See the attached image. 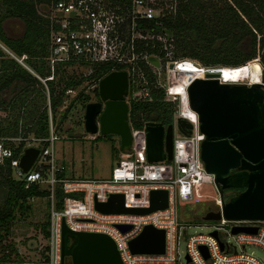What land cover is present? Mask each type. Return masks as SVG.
I'll list each match as a JSON object with an SVG mask.
<instances>
[{
    "label": "built area",
    "instance_id": "2783aa9c",
    "mask_svg": "<svg viewBox=\"0 0 264 264\" xmlns=\"http://www.w3.org/2000/svg\"><path fill=\"white\" fill-rule=\"evenodd\" d=\"M47 7L46 15L52 23L46 56L50 72L44 76L36 73L24 61L26 54L11 55L31 70L48 88L46 82L54 78L59 65H89L92 72L93 65L102 62L124 63L127 64L126 67L119 69L127 70L131 82L129 71L136 66L138 60H144L150 65L147 56L160 54L158 57L165 61V64H162V61L160 64L162 71L166 72L168 77L167 84L163 86L165 99L174 105L172 157L153 161L147 159L146 122L149 119H144L141 124L134 126L128 110L130 147L119 148L120 157L112 166L110 176H66L54 151V141L59 136L52 125L48 98L47 136L28 139L20 146L21 140H24L22 134L10 135L0 131V166L7 165L14 178L24 181L25 187L34 183L38 184L40 189L47 190L44 195L47 198V233L44 235L42 253L37 257H24L13 263L62 264L61 227L64 222L74 230L101 231L109 234L120 250L121 264H184L186 261L177 262L176 250L183 233L187 235L186 254L190 258L187 264H264L252 250L246 249L248 245H255L264 251V220L226 219L222 215V204L226 199L224 193H219L214 210H220L219 219L229 223L228 233L231 234L232 240L222 238L218 226L206 233H187L183 229L185 225L178 221V200L191 201L200 198L206 184L212 183L216 186L213 174L206 171L200 158L202 133L199 130L198 114L190 105L187 88L194 78H206L209 73L220 72L222 66L204 65L189 57L174 58L167 50L172 37H169L163 28L161 20L157 19L164 12H156V0H131L129 4L112 0H51ZM151 19H155L157 29L146 22ZM154 40L162 43L163 54L160 50L149 51L147 47L137 50V44L140 42L145 45L151 43L149 48L152 49ZM91 72L84 77L93 78V84L80 83L76 87L66 89L70 100L80 90L89 94V87H98L101 77L90 76ZM152 72L158 85L157 73L160 70L153 69ZM221 73L219 79L226 81L222 79ZM130 94V98L137 100L152 99L148 81L139 85L137 90L129 91L127 96ZM178 117H183L192 124L189 133L187 127L178 126ZM99 134L98 130L96 133H89V136L95 138ZM27 146H36L39 152L30 168L23 171L19 161ZM153 188L167 189L168 203L165 207L145 213L102 211L96 207V202L107 201L113 192L124 194L126 206L146 207L150 205V192ZM58 191L61 192L60 196L57 195ZM148 223L165 229L164 252L132 253L128 245L129 240L139 234ZM122 224L130 226L122 229ZM233 225L256 226V230H240L233 233ZM214 229L216 235L212 233ZM200 245L205 246V251Z\"/></svg>",
    "mask_w": 264,
    "mask_h": 264
},
{
    "label": "water",
    "instance_id": "95a60500",
    "mask_svg": "<svg viewBox=\"0 0 264 264\" xmlns=\"http://www.w3.org/2000/svg\"><path fill=\"white\" fill-rule=\"evenodd\" d=\"M220 72L209 73L206 78H194L188 85L191 107L198 114L200 158L207 172L222 195L228 188H240L231 193L222 204L226 219L264 220V68L261 80L254 82L221 81ZM128 72L112 69L98 81V100H90L84 106V128L89 133L115 132L119 135V148L127 149L131 143L128 122L129 103ZM178 126L188 128L192 124L178 117ZM172 122L164 125L146 122V153L150 161L172 157ZM39 148L27 146L20 156L19 165L27 171L37 157ZM168 191L153 188L150 205L126 206L124 194L113 192L105 202H96L102 211H130L145 213L165 207ZM220 210L210 209L201 218L219 219ZM129 224H122L127 229ZM255 231L256 226L233 225L231 232ZM217 234L216 229L212 231ZM132 253H162L165 250V229L152 223L144 225L129 240ZM222 246V244H221ZM205 251V246H199ZM207 255V254H205ZM70 256L71 264H121L122 258L114 239L101 231H81L61 227V259ZM189 261L188 254L185 255ZM0 264H17L13 262Z\"/></svg>",
    "mask_w": 264,
    "mask_h": 264
},
{
    "label": "trees",
    "instance_id": "16d2710c",
    "mask_svg": "<svg viewBox=\"0 0 264 264\" xmlns=\"http://www.w3.org/2000/svg\"><path fill=\"white\" fill-rule=\"evenodd\" d=\"M112 1L129 4L131 0ZM50 2L51 0H0V109L21 106L25 96L35 95L28 113L26 109L24 114L13 115L7 125L0 124L3 134L21 133L26 136L32 132L37 137H45L49 133L47 102L40 89L43 88V82L11 53L17 56L26 54L24 61L42 76L50 72L46 56L52 23L38 8L40 4L48 5ZM8 17H16L23 22L24 27L20 35L12 37L5 32L3 21ZM157 19L161 20L163 28L176 43L178 49L174 51V58L189 57L204 65L240 69L251 65L258 57L264 65V0H176L174 9L168 13L164 10V14ZM146 22H149V26L158 28L154 24L155 19ZM153 42L152 49L149 48L151 43L145 45L140 42L137 44V50L147 47L149 51L160 50L163 54L162 43L158 40ZM126 65L112 62L95 64L90 76L102 77L108 71L124 68ZM61 66L59 65L57 70ZM136 66L147 77L152 99H129V118L132 125L137 126L144 119L164 125L172 122L174 105L165 99L164 88L156 85L155 75L144 60H138ZM84 78L67 77L58 93H54V80H47V84H50L48 93L51 110L54 111L63 104L62 94L67 88L76 87ZM95 89V95L98 97L97 86ZM79 97L84 105L90 99L88 93L80 90L71 100ZM25 106L24 109L27 107ZM66 109L65 107L63 112ZM27 114L29 119L21 126L20 120H26ZM22 143L23 140L20 146ZM1 188L4 189L5 196L0 200V237L9 233V226L16 217V211L29 207V197L44 196L47 193V190L40 189L38 184L33 183L25 187L24 181L14 178L7 165L0 166ZM57 195L60 196L61 192L58 191ZM42 225L46 235L47 218ZM5 255L8 256V252L0 255V263L11 262ZM64 261L65 264H71L70 256H66Z\"/></svg>",
    "mask_w": 264,
    "mask_h": 264
},
{
    "label": "rangeland",
    "instance_id": "374dc122",
    "mask_svg": "<svg viewBox=\"0 0 264 264\" xmlns=\"http://www.w3.org/2000/svg\"><path fill=\"white\" fill-rule=\"evenodd\" d=\"M161 2V3H160ZM176 0H156V12L167 13L174 9ZM39 10L42 14L46 15L47 5L40 4ZM3 27L5 32L9 36H18L23 30V22L16 17L6 18L3 21ZM177 46L174 40L167 46V50L173 55ZM158 56L160 54H157ZM158 56H147L150 68L154 70H160L158 75V85L165 86L168 82L166 72L162 71V64H165ZM174 56V55H173ZM151 58V59H150ZM16 59V58H15ZM165 59V58H164ZM257 59V58H256ZM17 60V59H16ZM22 64V63H21ZM28 65V64H27ZM29 66V65H28ZM264 65L261 64L259 58L252 62L250 65L251 77L249 81L261 80V71ZM91 66L81 64H69L61 66L53 80H54V93L63 87L67 77L80 78L81 76H88L91 72ZM152 69V70H153ZM229 75V81H237L239 79H245V68L240 69H225ZM129 82V91L137 90L138 86L147 82V77L142 74V71L135 66L131 69ZM249 68L247 72L248 77ZM133 77V78H132ZM157 77V76H156ZM93 78H85L82 84H93ZM130 80V79H129ZM244 81V82H249ZM133 83V84H132ZM47 84V82H46ZM48 88L43 82V88L41 92L46 102L49 98L50 84ZM96 86L89 87L90 100H98L95 95ZM98 88V87H97ZM49 90V91H48ZM128 91V92H129ZM63 103L57 107L52 113V125L55 132L58 134V138L54 141V151L58 161L62 164L64 173L66 176H86L105 178L110 176L111 168L120 157L119 135L115 132H108L100 134L95 138L89 136L84 128V103L79 97L78 99L70 100L69 94L65 91L63 94ZM131 94L126 96V100L129 103ZM35 95H28L24 97V102L20 105L10 107L8 109H0V124L7 125L11 121L13 115L20 113L24 114L27 109V113L30 110L32 100ZM86 103V102H85ZM27 107H26V106ZM26 107L25 109L23 107ZM65 112H63V110ZM28 115V114H27ZM29 119V115L26 120H20V125L24 124V121ZM21 128V127H20ZM21 130V129H20ZM23 130V128H22ZM21 132V131H20ZM21 135L18 133L17 135ZM24 143L28 139H37L32 132L27 133L23 138ZM17 142V140H16ZM37 142V141H36ZM229 189V188H228ZM228 194L224 192V197L228 198ZM4 189H0V200L4 198ZM219 198V192L215 185L206 184L202 190V196L200 198H194L191 201H177L178 221L184 224L185 231L187 233L196 232H209L215 226H218L219 235L227 240H232L231 234L228 233L230 227L228 222H223L220 219H203L201 216L208 210L215 208L216 201ZM225 199V200H226ZM28 208L25 210L18 209L16 211V217L9 226V233L0 237V255L8 252L6 259L15 262L24 257H37L39 253H42L44 238V229L42 223L47 218V198L45 196H35L34 198L27 199ZM186 234L183 233L177 243L178 263H183L186 260ZM248 251L253 253L264 261V251L255 245H248L246 247Z\"/></svg>",
    "mask_w": 264,
    "mask_h": 264
},
{
    "label": "bare ground",
    "instance_id": "6f19581e",
    "mask_svg": "<svg viewBox=\"0 0 264 264\" xmlns=\"http://www.w3.org/2000/svg\"><path fill=\"white\" fill-rule=\"evenodd\" d=\"M246 70H245V79L244 80H241V79H239V80H237V81H249L250 80V77H251V70H250V65H245V66H243ZM248 68H249V73H248V77L246 78V76H247V72H248ZM220 72H222L221 73V77H222V79L223 80H226V81H229V75H228V72L224 69V68H222L221 70H220ZM249 82H254V81H249Z\"/></svg>",
    "mask_w": 264,
    "mask_h": 264
},
{
    "label": "flooded vegetation",
    "instance_id": "af4514ba",
    "mask_svg": "<svg viewBox=\"0 0 264 264\" xmlns=\"http://www.w3.org/2000/svg\"><path fill=\"white\" fill-rule=\"evenodd\" d=\"M237 191V188H229V189H226L224 192H226V193H234V192H236Z\"/></svg>",
    "mask_w": 264,
    "mask_h": 264
}]
</instances>
